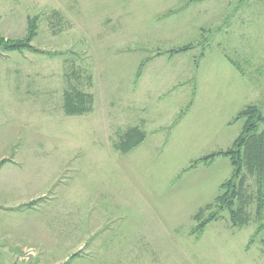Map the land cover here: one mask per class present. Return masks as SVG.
Masks as SVG:
<instances>
[{"label":"rangeland","instance_id":"1","mask_svg":"<svg viewBox=\"0 0 264 264\" xmlns=\"http://www.w3.org/2000/svg\"><path fill=\"white\" fill-rule=\"evenodd\" d=\"M32 19L36 52H7ZM0 42V264H264L246 170V226L192 234L233 174L193 164L264 118V0H0Z\"/></svg>","mask_w":264,"mask_h":264},{"label":"trees","instance_id":"2","mask_svg":"<svg viewBox=\"0 0 264 264\" xmlns=\"http://www.w3.org/2000/svg\"><path fill=\"white\" fill-rule=\"evenodd\" d=\"M36 19L28 22L29 34L25 41H14L5 43V50L7 52H21L25 49L36 52L31 46V42L36 37ZM4 45V42H0ZM189 48L171 51L172 55L184 53ZM141 71L138 77L141 76ZM86 97L79 95L78 98L67 97L65 102V114L69 117L82 116L88 112L85 107ZM244 121L242 131L239 137L235 140L232 148L226 152H219L212 154L195 162L192 166L195 167L201 162L209 163L218 157H227L233 167L232 177L220 187V191L224 194L215 200L214 207L210 205L208 210L211 212L206 218L203 217V212L196 216L195 220L198 222L197 227L193 230L192 234L197 235L196 238L201 237L206 227L222 218V214L227 212L230 215V221L233 228L241 229L247 224V218L244 213V207H238L237 202L242 201L244 198V184H245V170L250 175L258 177L259 184V203L257 208L258 217L264 213V131L258 134L261 125L264 124V118L261 111L257 106H249L241 111L236 122ZM145 135L139 130H132L127 134L125 142L119 146V151L126 155L136 149L145 141ZM7 163V160L0 162V168ZM243 203V202H241ZM214 210V211H213ZM264 230V225L260 226L252 239L249 246L253 244V239Z\"/></svg>","mask_w":264,"mask_h":264},{"label":"crops","instance_id":"3","mask_svg":"<svg viewBox=\"0 0 264 264\" xmlns=\"http://www.w3.org/2000/svg\"><path fill=\"white\" fill-rule=\"evenodd\" d=\"M193 1V0H192Z\"/></svg>","mask_w":264,"mask_h":264}]
</instances>
